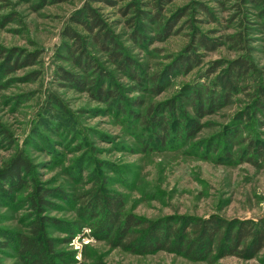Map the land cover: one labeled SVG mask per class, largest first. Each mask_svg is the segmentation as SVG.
<instances>
[{"label":"rangeland","instance_id":"1","mask_svg":"<svg viewBox=\"0 0 264 264\" xmlns=\"http://www.w3.org/2000/svg\"><path fill=\"white\" fill-rule=\"evenodd\" d=\"M88 1L0 0V55L4 58H0V171L18 155L30 163L22 186L11 190L0 181V242L8 239L12 246L0 248V264H23L13 240L29 232L36 212L28 197L36 189L55 192L46 198L49 205L41 216L50 220L47 231L58 241L57 252L84 264H264V248L252 259L227 256L199 262L162 251L134 255L94 239L89 225H97L98 218L79 214L81 209L87 213L81 203L84 194L102 189L123 197L124 213L149 220L215 214L264 222V163L254 167L237 160L245 146L241 138L251 135L264 140V118L254 113L258 89L264 92V10L239 0H175L166 6L164 17L172 22L187 13L172 35L159 41L161 27L149 25L144 42L137 43L120 24L117 8L91 3L142 68L141 84L92 50L91 55L110 73L113 89L122 96L125 109L119 110L112 100L100 102L63 85L55 74L61 67L86 83L94 78L93 73L78 70L63 51L68 44L64 28L82 31L70 20ZM199 5L206 8V14ZM193 27L221 41L224 36L241 34L247 47L240 52L231 42H224L209 53L199 50V66L188 73H167L173 59L191 48ZM10 54L14 58L32 54L36 64L5 67ZM242 55L251 60L255 72L239 83L240 92L228 103L197 119L190 107V89L203 93L216 88L218 93L222 69ZM14 58L10 57L9 64ZM215 63L220 67L212 73ZM136 99L140 107L134 104ZM152 108L157 118L171 126L166 142L156 137L159 129L145 125ZM194 122L201 129L188 139L183 130L186 123ZM237 128L241 135L230 137ZM227 153L237 161L229 162Z\"/></svg>","mask_w":264,"mask_h":264},{"label":"trees","instance_id":"2","mask_svg":"<svg viewBox=\"0 0 264 264\" xmlns=\"http://www.w3.org/2000/svg\"><path fill=\"white\" fill-rule=\"evenodd\" d=\"M173 1L175 0H89L72 14L70 20L71 23L77 24L82 31L79 32L71 26L64 28L63 37L68 40V44L63 45V51L67 54V59L78 70L85 75L93 73L94 78L89 84L78 75L61 67L57 68L56 76L63 85L84 91L100 102L108 103L109 100H112L117 104L119 110L125 109L120 92L112 87L110 73L102 68L91 55L92 50L104 54L107 62H110L119 73L128 75L133 81L141 84L143 78L140 76V71L142 68L130 58L127 50L122 46L119 35L113 31L111 23L99 13L98 9L93 8L91 3L117 8V13L121 17L120 24H123L129 31L130 39L138 43L144 42V32L149 25L161 27L163 34L157 36L159 41L172 35L177 23L187 13L185 10L178 16H174L172 22L171 19L165 18L166 6ZM239 3L251 4L264 10V0H239ZM199 7L200 11L207 13L204 6L199 5ZM208 17L214 19L209 13ZM242 38L243 36L237 33L232 36H224V41L212 39L193 27L192 35H190L191 48L185 49L182 54L173 59L167 73L192 71L202 61V54L197 53L199 50L209 53L222 46L224 42H231L237 51L242 52L247 47ZM12 51L15 52V50ZM10 57L14 58V55L6 56L8 64L5 67L11 65L15 69L33 66L36 64L37 58L32 54H27L23 58L15 57L9 64ZM0 58L4 59L2 54ZM215 65L210 72L214 73L216 69H219L220 65L218 63ZM222 70V80L217 88L218 93H216V88L207 91L205 89L203 93L200 89H190V107L197 119L213 113L215 109L228 103L236 93L240 92L239 83L250 77L256 68L247 56L242 55L228 62ZM258 93V98L254 101L256 110L254 113L264 118V92L259 88ZM134 104L137 107L142 105L139 99H136ZM175 105L170 103L171 108H176ZM148 114L149 119L145 121L146 127L152 130L159 129L160 133L156 137L166 142L171 135L170 124L166 123L163 118H157L153 108L149 110ZM183 115L185 116V114ZM186 124L188 125L183 132L188 139L201 129L197 122L192 125ZM176 125L179 124L176 123ZM241 133L240 128L234 129L230 132V137L236 138ZM240 141H243L245 146L239 150L237 160L242 159L243 163L254 167L263 165L264 140L248 135L241 138ZM226 159L229 162L237 161L233 160V155L228 153ZM29 171V161L18 155L0 171V181L6 182L13 190L23 185L22 175ZM52 193L55 192L36 189L28 197L30 207L36 212V215L29 224L27 235L17 234L14 236L13 249L23 264H84L74 260L72 256L57 252L58 241L52 238L47 231L50 220L46 216H41V213L49 205L46 198ZM84 198L86 199L81 203L87 213L82 212L81 209L79 214H84L85 217L90 216V219L98 218L97 225H89V235L97 241H105L113 248H120L134 255L162 251L199 262L214 257L227 256L252 259L264 248V222L261 220L225 219L215 214L208 217L171 216L149 220L132 213H124V200L121 195L95 189L85 193ZM7 240L0 242V248L12 247ZM89 264L105 263L96 261Z\"/></svg>","mask_w":264,"mask_h":264}]
</instances>
